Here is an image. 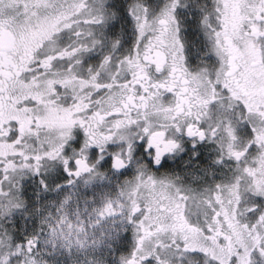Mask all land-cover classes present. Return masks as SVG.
Here are the masks:
<instances>
[{
  "label": "snow or ice",
  "instance_id": "obj_1",
  "mask_svg": "<svg viewBox=\"0 0 264 264\" xmlns=\"http://www.w3.org/2000/svg\"><path fill=\"white\" fill-rule=\"evenodd\" d=\"M0 264H264V0H0Z\"/></svg>",
  "mask_w": 264,
  "mask_h": 264
}]
</instances>
